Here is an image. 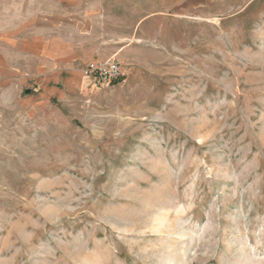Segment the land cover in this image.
Masks as SVG:
<instances>
[{
	"label": "rangeland",
	"instance_id": "1",
	"mask_svg": "<svg viewBox=\"0 0 264 264\" xmlns=\"http://www.w3.org/2000/svg\"><path fill=\"white\" fill-rule=\"evenodd\" d=\"M102 1L127 81L0 110V264H264V0Z\"/></svg>",
	"mask_w": 264,
	"mask_h": 264
},
{
	"label": "crops",
	"instance_id": "2",
	"mask_svg": "<svg viewBox=\"0 0 264 264\" xmlns=\"http://www.w3.org/2000/svg\"><path fill=\"white\" fill-rule=\"evenodd\" d=\"M99 0H0V110L47 105L71 83L91 86L86 67L123 55L129 31Z\"/></svg>",
	"mask_w": 264,
	"mask_h": 264
},
{
	"label": "built area",
	"instance_id": "3",
	"mask_svg": "<svg viewBox=\"0 0 264 264\" xmlns=\"http://www.w3.org/2000/svg\"><path fill=\"white\" fill-rule=\"evenodd\" d=\"M92 84L99 88H109L115 83H125L126 75L116 60L99 61L89 64L85 69Z\"/></svg>",
	"mask_w": 264,
	"mask_h": 264
}]
</instances>
